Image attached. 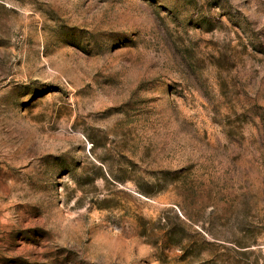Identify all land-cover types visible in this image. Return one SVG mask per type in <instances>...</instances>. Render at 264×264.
Segmentation results:
<instances>
[{
  "label": "rangeland",
  "instance_id": "1",
  "mask_svg": "<svg viewBox=\"0 0 264 264\" xmlns=\"http://www.w3.org/2000/svg\"><path fill=\"white\" fill-rule=\"evenodd\" d=\"M0 264H264V0H0Z\"/></svg>",
  "mask_w": 264,
  "mask_h": 264
}]
</instances>
